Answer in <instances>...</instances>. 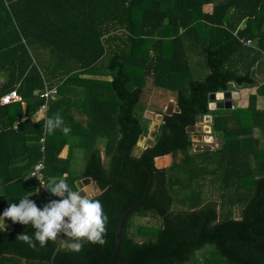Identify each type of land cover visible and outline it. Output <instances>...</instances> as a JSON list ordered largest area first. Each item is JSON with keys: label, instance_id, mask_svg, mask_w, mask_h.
I'll list each match as a JSON object with an SVG mask.
<instances>
[{"label": "trees", "instance_id": "trees-1", "mask_svg": "<svg viewBox=\"0 0 264 264\" xmlns=\"http://www.w3.org/2000/svg\"><path fill=\"white\" fill-rule=\"evenodd\" d=\"M6 33L15 40L7 54L0 50L6 73L0 96L15 89L35 105L27 102L24 114L15 110L20 106L0 105V213L25 197L46 203V194L36 195L39 182L25 176L43 157L45 185L52 176L65 178L73 191L81 178L97 183L102 192L92 198L108 224L105 245L86 243L75 253L59 245L62 235L29 247L16 236L34 229L9 220L10 231L0 228V264H108L120 215L142 199L149 180L140 159L153 181L145 203L124 220L114 264L264 263V107L257 105L264 81L252 74L264 60V0H0V44ZM43 51L49 52L44 63ZM72 82L84 98L62 94L49 114L83 130L80 171L71 170L70 155L59 156L66 135L48 134L44 119H31L45 98L34 91L47 84L75 93ZM25 85L31 87L23 91ZM153 87L174 98L179 111L164 117L154 146L139 158L132 150L149 128L141 113ZM253 87L246 106L208 107L210 93ZM71 102L87 116L85 124L70 115ZM198 114L211 115L221 143L189 154L186 128ZM165 152L172 162L158 169L154 156ZM206 181L217 198L204 200ZM133 217L158 223L134 226Z\"/></svg>", "mask_w": 264, "mask_h": 264}, {"label": "clouds", "instance_id": "clouds-1", "mask_svg": "<svg viewBox=\"0 0 264 264\" xmlns=\"http://www.w3.org/2000/svg\"><path fill=\"white\" fill-rule=\"evenodd\" d=\"M44 128L48 134L57 129L65 135L71 131L59 113L47 118ZM44 189L59 199H50L42 207L37 206L29 197L9 204L0 213V228L6 229L9 220L13 224L30 225L34 229L32 236L23 233L18 234L16 239L33 248L37 243L44 247L61 235L73 241L70 250L75 253L81 252L86 243L100 246L106 244L108 216L99 200L71 190L62 177H49Z\"/></svg>", "mask_w": 264, "mask_h": 264}, {"label": "crops", "instance_id": "crops-1", "mask_svg": "<svg viewBox=\"0 0 264 264\" xmlns=\"http://www.w3.org/2000/svg\"><path fill=\"white\" fill-rule=\"evenodd\" d=\"M15 40V37L13 35H11L10 33H6L4 38H3V41L1 42L0 44V50L1 52H3L4 54H7V52L13 47V41ZM29 51H31V48H27ZM44 53V54H43ZM43 53L38 54V56L40 57L41 59V62L44 63V62H47V59L49 57L48 55V51H43ZM28 55V53H26ZM25 54V55H26ZM33 57V61H34V56ZM53 60V58H52ZM44 71V70H43ZM46 72V71H45ZM253 76L259 81V82H263L264 81V60H261L257 66L253 67V72H252ZM81 75V74H80ZM49 76V74H48ZM5 77H6V73L4 71H0V85L5 81ZM44 77L46 78L47 75H44ZM81 77H88V78H93V79H105L103 76H100L98 74H94V75H81ZM48 79V77H47ZM73 85L77 88V92H71V91H60V93H54V94H50L47 98H44V102L41 104H46V108H41V105L39 107H37L38 109L36 110V112L34 114H32L31 116V119L33 120L32 122H35L37 120H43L44 121L49 118V117H53L54 115H50L49 114V109H50V105L51 103H53L54 101H57L58 99H61L62 98V94H63V99H66V100H70L69 98L71 99H78V100H82L84 98V90L83 88L79 87L78 85L75 84V82H72ZM56 85V83L54 84ZM31 87L30 85H25L23 87V91L27 88ZM57 86H52V87H48L47 84H44V88L42 90L40 89H37L36 91H34V93H42L46 90H49L51 88H56ZM247 89H252L253 91H249L250 93H253L255 92V87L253 88H247ZM42 91V92H41ZM231 91H238V90H234V89H231ZM149 92V90H148ZM33 93L32 96H34L35 94ZM174 98H171V97H167V99H164L162 103H164V106L161 105V103L159 102L158 105H150L149 107H147L145 111V118L148 119L147 117V113H150L151 116L155 117V121L154 123H152L151 125L149 124V128L147 130V133L145 134H140L138 139L136 140V144L132 150V155L133 156H136V157H141V155L143 154V152L148 149V148H152L155 144V138L157 136V134L159 133V128H160V125L162 123H164V117L166 115H171L173 112H176L174 111V108L177 106V103L173 100ZM239 99V98H238ZM238 99H236V104L235 106H240L239 103H238ZM247 99V98H246ZM264 98L260 99V100H263ZM259 101V99H258ZM30 105H33L35 100L33 98H30L29 101H24L23 99L21 101H15V102H12L11 105L17 107V106H20V109H15L16 111H20V113L24 114L26 113L27 111V108H26V105L28 106V103ZM49 102V103H48ZM247 102V100L245 101ZM72 103V108H71V111H70V115L71 116H74L77 120H79L82 124H85V120L87 119V116L83 113H80L79 110H77V108L74 107V102H71ZM148 104V103H147ZM154 104V103H153ZM209 104V103H208ZM35 105V104H34ZM76 105V104H75ZM149 105V104H148ZM77 106V105H76ZM242 106V105H241ZM245 106V105H244ZM259 106V105H258ZM178 107V106H177ZM264 107V106H262ZM162 108H165L163 111H162ZM48 110V111H47ZM61 111L63 112L64 110L61 109ZM83 112V111H82ZM178 112V111H177ZM47 113V114H46ZM56 114V113H55ZM48 116V117H47ZM204 116H207V115H204ZM210 116V115H208ZM157 117H159V120H157ZM63 118V117H62ZM211 118V116H210ZM64 120V124L65 126L69 127L70 125H73V130H71L67 135V145L64 146V148L62 149L61 153H60V157L62 158H65L66 156L70 155L71 159H72V162H71V170H77V171H80L81 168H82V156L84 155L83 151L81 150L80 146L79 145V141H80V134L83 132V130H80L77 125H76V122L75 123H72L69 119H65L63 118ZM149 120V119H148ZM196 123V122H195ZM194 123V124H195ZM194 124L191 125V126H187L186 128V132L189 133L188 131H191L194 127ZM212 127V126H211ZM57 132L60 131L59 129L56 130ZM82 131V132H81ZM150 133H153V135H155V138H154V144L151 146V147H144L143 144L146 143V137H148L150 135ZM149 134V135H148ZM72 137V138H71ZM140 137H144V143L143 141L139 142V139ZM42 140V139H41ZM191 141V140H190ZM220 143H221V140H220ZM149 146V145H148ZM220 146V145H219ZM190 153L189 154H193V153H197L196 149H193L192 148V142H191V147H190ZM215 149V148H214ZM202 150H208V149H202ZM170 152H165V153H161V154H157L158 156H154V166L158 169H162V168H166L168 167L171 162H172V154L169 155V161L168 163L165 165L164 163H162L161 165L158 164V162L155 161V158L158 159V157L160 156H163V155H168ZM43 160L44 162V158L41 157L37 162ZM101 160L103 163H105L106 159L103 155V153H101ZM141 160V159H140ZM143 160V159H142ZM36 162V163H37ZM144 162V161H143ZM35 163V164H36ZM34 164V165H35ZM33 165V166H34ZM166 166V167H157V166ZM153 171V170H152ZM26 178L27 177H30V178H33L35 179L34 177L31 176V173H27L25 174ZM81 179H84L86 182L83 183V187L81 188L83 191H85V194H87L89 197H94L98 194H100L102 192V190L99 188V186L97 185V183L92 180L91 178L89 177H85V178H81ZM79 179V180H81ZM78 181V180H77ZM77 181H76V186H77ZM153 181V180H152ZM80 190L78 187H76V191ZM98 190V191H97ZM145 190V189H144ZM92 191H97L96 192V195H91ZM39 194H42L40 191H39V185L37 186V190H36V195L38 196ZM45 194V193H44ZM91 197V198H92ZM46 203H47V200H46ZM137 203V202H136ZM121 216V215H120ZM120 219V218H119ZM119 222V221H118ZM9 224V223H7ZM10 225V224H9ZM118 225V224H117ZM11 226V225H10ZM117 227V226H116ZM11 230V229H10ZM10 230H7V231H10ZM68 239V237L66 236H61L59 238V245L61 247L65 246V245H71L72 242L70 243H67L66 240Z\"/></svg>", "mask_w": 264, "mask_h": 264}, {"label": "rangeland", "instance_id": "rangeland-1", "mask_svg": "<svg viewBox=\"0 0 264 264\" xmlns=\"http://www.w3.org/2000/svg\"><path fill=\"white\" fill-rule=\"evenodd\" d=\"M204 9L206 10L209 8L207 6H205ZM153 89H154V91H152V89H149L148 96L145 93L144 96H146V98L143 96L144 100L148 99L149 105H156V104L158 105V103L160 102L161 105L164 106V103H162L163 100L167 99V97H170V95H164L163 97H160L161 95L158 92L161 89H159V88L155 89V87H153ZM157 89H159V90H157ZM249 91H253V90L252 89H244V90L238 91V93H239L238 103L240 106L241 105L242 106L247 105V102H245V101L248 99V95L250 94ZM257 105H259L258 107L264 106V99L258 101ZM208 107H209V105H208ZM164 109L165 108H162V111ZM141 115H142V117H141L142 119L145 118V111L142 112ZM146 115L149 119V124L151 125L152 123H154V121L156 120L155 117L151 116L150 113H147ZM205 117L206 116H203V119L201 121H198L197 123H195L193 129L191 131H188L189 135H190V140L192 142V148L196 149V151H200L202 149H214V148L219 147V145H220V138L218 136H216L215 133L212 132L210 116L208 118V121H209L208 123L205 122L206 121ZM157 120H159V117H157ZM205 125L208 126L209 129L204 128ZM142 141L144 143V139ZM81 150L83 151V149H81ZM170 154L171 153H169L168 155H165V156H168V158H169ZM165 156H163V157L160 156V157H158V159L155 158V161L158 162L159 165H161L162 163H164L166 165L168 163L169 159L168 160L164 159ZM82 157H83L82 158V164H83L85 162L84 161V155ZM165 165L164 166H157L156 165V166L161 168V167H166ZM97 191H94V192L92 191L91 195H96ZM84 193H85V191H84ZM202 196L206 197V198H204V200H206L210 196L213 198H217V191L209 181H206V185L203 188ZM132 220H133L132 224L134 226H136L138 224H150V225H152V224H155L157 222L154 219L140 218V217H133ZM200 254L201 253L199 252L198 255L200 256Z\"/></svg>", "mask_w": 264, "mask_h": 264}, {"label": "water", "instance_id": "water-1", "mask_svg": "<svg viewBox=\"0 0 264 264\" xmlns=\"http://www.w3.org/2000/svg\"><path fill=\"white\" fill-rule=\"evenodd\" d=\"M217 93H221V97L218 98L216 97ZM239 98V93L238 91H231V90H227V91H223V92H216V93H210L208 96L209 99V109L213 110V109H221V108H232L235 106L236 104V99ZM210 102H215L216 103V107L215 108H211L210 106ZM174 111H179L178 107L176 106L174 108ZM203 119V115L198 114L196 116V123L198 121H201ZM212 129V127H211ZM149 135V134H148ZM144 138V137H143ZM142 137H140L139 142H142L143 140ZM154 138L155 135H153V133H150V135L148 137H146V143L143 144L144 147H151L154 144ZM149 145V146H148ZM133 154V153H132ZM156 156H158L156 154ZM141 164L144 166V168L147 170L148 174H149V180L148 183L145 187L142 199L140 201H138L137 203L131 205L129 208H127L120 216L118 225L116 227V231H115V243H114V249L112 254L110 255V257L108 258V264H114L115 263V259L116 257L119 255V249H120V242H121V230H122V226L124 223L125 218L132 213L138 206L142 205L145 203L146 199H147V195L149 192V189L151 187L152 184V180H153V171L151 168H149L141 159L140 160ZM86 182L84 179L78 180L77 181V187L80 189L77 192H81V195H84V191L81 189L83 187V183ZM5 230H10L11 226L9 224L6 223L5 225ZM4 229V228H3ZM264 264V263H263Z\"/></svg>", "mask_w": 264, "mask_h": 264}, {"label": "built area", "instance_id": "built-area-1", "mask_svg": "<svg viewBox=\"0 0 264 264\" xmlns=\"http://www.w3.org/2000/svg\"><path fill=\"white\" fill-rule=\"evenodd\" d=\"M249 43V41H247ZM56 91L55 90H46L40 95L42 97L47 98L50 94H54ZM15 101H21V97L18 94V92L14 89L11 91L6 92L5 94L0 96V105H6ZM41 108H46V104L41 105ZM43 141V139H42ZM44 170V162L43 160L37 162L33 168L31 169V176L34 177L38 182H39V191L41 193H45L47 196V202L50 199H59V197H54L52 196L49 192H47L44 187H45V175L43 173Z\"/></svg>", "mask_w": 264, "mask_h": 264}, {"label": "bare ground", "instance_id": "bare-ground-1", "mask_svg": "<svg viewBox=\"0 0 264 264\" xmlns=\"http://www.w3.org/2000/svg\"><path fill=\"white\" fill-rule=\"evenodd\" d=\"M221 95H222L221 93H217V94H216V97L220 98ZM210 106H211V108H215V107H216V103H215V102H210ZM208 118H209V116L207 115V116L205 117V120H206L205 122H206V123L209 122V121H208ZM210 120H211V119H210ZM204 128L209 129V127L206 126V125H205ZM161 157H163V156H161ZM164 159L168 160L169 158H168V156H165Z\"/></svg>", "mask_w": 264, "mask_h": 264}]
</instances>
